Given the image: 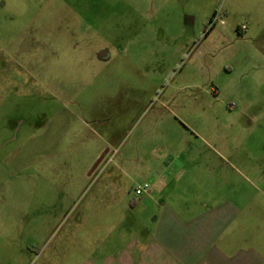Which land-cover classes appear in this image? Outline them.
Returning a JSON list of instances; mask_svg holds the SVG:
<instances>
[{"label": "rangeland", "instance_id": "374dc122", "mask_svg": "<svg viewBox=\"0 0 264 264\" xmlns=\"http://www.w3.org/2000/svg\"><path fill=\"white\" fill-rule=\"evenodd\" d=\"M119 96L130 101L120 118L130 135L103 161L128 174L119 181L123 202L98 216L103 230L142 199L136 162L149 156L154 164L174 150L178 164L204 174L187 159L219 151L264 176V0H0V264H83L89 256L96 216L85 214L89 198L77 197L105 145L99 124L89 123L96 111H115L110 99ZM232 169L219 163L237 205L242 194L253 200L244 215L254 237L264 225V180ZM132 218L124 215L125 227Z\"/></svg>", "mask_w": 264, "mask_h": 264}, {"label": "crops", "instance_id": "0c3cea01", "mask_svg": "<svg viewBox=\"0 0 264 264\" xmlns=\"http://www.w3.org/2000/svg\"><path fill=\"white\" fill-rule=\"evenodd\" d=\"M248 30L247 28L246 31ZM175 95L171 96L170 102L175 101ZM125 100L121 96L117 99L113 97L110 101L118 104L117 109L100 116L96 111L89 123L99 124L98 129L105 134V145L98 151L90 167H87L86 170H90L87 184L78 191L77 198H89L85 214L96 216L97 237L88 244L89 256L83 264H264L262 221L256 225L255 230H258L254 237L250 236L249 231L247 236L251 215L248 214L247 219L244 209L253 211V200H247L242 194L240 198L244 204L237 205L234 186L231 189L227 187L231 183L229 170L219 172L218 168L222 162L223 166L233 168L231 172L234 175L238 173L246 177V180L253 178L258 182L264 180L263 171L259 166L254 169L248 166L244 170L240 169L242 164L229 165L227 159L219 156V151H214L216 159H187L194 168H205L204 174L199 170L189 171L185 162L178 164L177 160L172 159L174 150L165 154L162 159L158 158L154 164L153 155L147 157L146 160L150 162L146 165L137 161V173L143 177V184H150L151 190L141 196L136 194L142 199L140 202L134 200L127 214V205L121 210L117 208L120 211L117 220L121 218V222L112 227L110 224L106 225L105 230L102 229L98 216L109 215L110 211L116 209L111 201L124 200V181L120 184L119 181L120 177L124 179L128 173L120 163L114 166L110 164L111 160H103L109 148L117 150L130 135V130L126 132L120 121V118L129 113L124 112L122 102H126ZM127 108L130 110L129 105ZM97 127L92 126L91 131L96 132ZM204 144L207 150L216 147L209 142ZM223 146L218 143L220 152L224 150ZM197 151L203 152L200 149ZM67 197L60 195V198ZM71 198L75 199L73 196ZM116 213L117 210L114 214ZM124 215L133 216L131 226L125 227ZM239 217H245V220L238 224ZM259 218L264 219L261 214ZM79 220L82 222L81 218ZM116 230L118 238L114 241L112 235ZM103 231L108 237H101ZM129 234L132 237H128ZM254 238H262L256 242L258 247Z\"/></svg>", "mask_w": 264, "mask_h": 264}, {"label": "built area", "instance_id": "2783aa9c", "mask_svg": "<svg viewBox=\"0 0 264 264\" xmlns=\"http://www.w3.org/2000/svg\"><path fill=\"white\" fill-rule=\"evenodd\" d=\"M218 17V16H217ZM217 20H215V21H212L211 23H210V25H211V27H214L216 24H217ZM222 24H224V22L222 21ZM151 190V186H150V184H148V183H145V184H143L142 186H138L137 188H136V194L138 195V196H141V195H143L144 193H146V192H148V191H150Z\"/></svg>", "mask_w": 264, "mask_h": 264}]
</instances>
